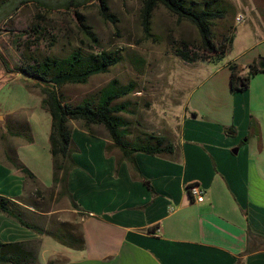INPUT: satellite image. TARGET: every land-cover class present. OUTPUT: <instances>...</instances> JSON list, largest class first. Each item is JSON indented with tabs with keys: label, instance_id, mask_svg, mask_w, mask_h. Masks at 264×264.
<instances>
[{
	"label": "crops",
	"instance_id": "crops-1",
	"mask_svg": "<svg viewBox=\"0 0 264 264\" xmlns=\"http://www.w3.org/2000/svg\"><path fill=\"white\" fill-rule=\"evenodd\" d=\"M37 5L34 0H0V22H29L30 10ZM254 50L214 63L218 67L209 75L213 85L207 90H198L203 83L195 88L183 106L178 128L159 132L172 143V153L135 154L153 191L120 148L113 146L107 153L112 141L106 134L74 124L76 167L69 173L68 189L79 208L67 196L68 206L56 209L36 196L37 191L53 187L52 156L37 151L36 124L23 115L33 107L48 112L43 98L30 92L32 103L2 101L0 195L18 203L26 221L45 231L58 222L79 223L85 248H69L2 211L0 240L39 241V264L55 258L62 259L61 264H264V77L258 79L264 74L253 76L247 90L233 92L229 68V63H237L247 74L250 64L261 62L264 38ZM0 67L3 77L15 75L4 58ZM9 76L0 81V91L16 81ZM221 81L225 84L218 90ZM251 119L259 124L260 138L249 136ZM26 123L33 141L9 133ZM23 152L34 157L36 167L27 164ZM7 154H17L35 179L17 170ZM191 183L203 187L205 201L189 195ZM56 199L57 194L53 203ZM248 228L256 238L249 237Z\"/></svg>",
	"mask_w": 264,
	"mask_h": 264
},
{
	"label": "rangeland",
	"instance_id": "rangeland-1",
	"mask_svg": "<svg viewBox=\"0 0 264 264\" xmlns=\"http://www.w3.org/2000/svg\"><path fill=\"white\" fill-rule=\"evenodd\" d=\"M34 1L38 5L30 10L29 22L17 23L14 19L0 22L1 65L2 58L12 68L31 62L30 57L38 59L46 55L65 57L78 49L85 53H98L100 49L118 52L122 56V61L107 73L91 76L86 84H66L59 90L67 102L75 104L86 98L96 97L99 90L113 79H118L121 84L134 82L137 86L136 91L122 99L131 101L136 109L134 115L125 114L132 121L133 135L140 131L167 133L170 129L178 128L181 111L188 99L190 100L192 91L202 83L206 85H201L198 90H207L213 85L210 84L209 75L215 72L217 64L189 63L176 54V48L183 43L199 45L200 35L197 28L189 21L179 20L163 5H158L154 9L151 18L152 36L146 37L142 25L144 0H106L115 21L105 19L101 15L99 0H89L79 7L78 11L98 38V42L95 43L80 28L76 9L65 6L69 0ZM187 1L203 4L208 0ZM218 1L219 7H224L227 13L224 19L217 22L215 34L217 36L221 33L229 34L235 29L233 47L224 63L234 60L245 50L254 52L255 45L264 38V0ZM42 3L47 6L44 7ZM239 14L245 17L242 23L236 20ZM11 75L14 76L0 75V81L8 79V76L16 80L0 91V104L8 99L32 103L34 98L29 95L30 92L36 94L38 99L44 97L39 86L28 82L17 72ZM263 77L259 76L258 79ZM224 84V81L218 82L216 88L219 90V86L223 87ZM26 112L23 117L33 121L37 127V151L50 155L49 112L34 107ZM74 124L81 127L82 122L76 120L70 122L71 126ZM93 127L108 136L103 126ZM23 157L29 166L36 167L33 156L23 152ZM56 187L53 184L51 188L37 191V198L44 199L46 207L49 205L56 209L68 206V198L58 195ZM56 194L57 199L53 203ZM22 213L25 217V212ZM51 225L48 229L56 224ZM60 262L62 263V259Z\"/></svg>",
	"mask_w": 264,
	"mask_h": 264
},
{
	"label": "trees",
	"instance_id": "trees-1",
	"mask_svg": "<svg viewBox=\"0 0 264 264\" xmlns=\"http://www.w3.org/2000/svg\"><path fill=\"white\" fill-rule=\"evenodd\" d=\"M88 1L69 0L65 6L76 9L80 28L92 41L97 43L98 38L85 22L84 16L78 11V8ZM99 2L101 15L105 19L115 21V16L110 11L106 0H99ZM218 2V0H208L202 4L187 0H144L142 25L145 36H152L153 11L158 5H163L179 20L192 23L200 35L198 46L183 43L182 46L176 48V54L189 63H219L232 50L235 29L229 34L221 33L219 36L215 34L217 22L224 19L227 13L224 7H219ZM36 31L38 32L37 29ZM99 51L98 53H85L78 49L65 57L55 55H46L42 59L30 57L31 62L14 67L21 77L39 86L44 94L42 105L47 109L51 118L49 144L53 163V184L59 188L58 194L67 196L74 208H79V205L68 189L69 173L76 167L73 153L77 151L72 139L71 121L82 122L81 127L87 131H91L93 126H103L112 141V144L106 146L107 153L113 146L120 148L123 158L130 163L133 171L152 191L151 181L142 174L135 154L145 152L155 155L174 151L172 143L164 135L147 131H140L133 135L132 121L125 114L134 115L136 109L131 101L122 99L136 91L137 86L134 82L121 84L118 79H113L99 90L96 97L86 98L75 104L65 100L64 94L59 90L64 85L86 84L91 76L107 73L122 61V56L118 52L102 49ZM229 68L231 70V90L233 92L245 91L249 88L253 76L259 73L264 74V57L261 58V62L250 64L247 74H242V69L237 63H229ZM9 133L33 141L29 123L21 124ZM249 136L259 138L261 136L259 124L254 119L250 122ZM7 158L17 170L35 179L34 173L19 159L17 154H7ZM0 211L39 233L46 232L69 248L76 250L85 248L84 234L80 224L61 222L45 231L44 228L26 221L22 207L14 200L2 195H0ZM248 234L250 238H256L250 228H248ZM248 252H251V248L247 249ZM38 259L39 241L2 242L0 240V264H39ZM48 264H61V262L60 259L55 258Z\"/></svg>",
	"mask_w": 264,
	"mask_h": 264
},
{
	"label": "built area",
	"instance_id": "built-area-1",
	"mask_svg": "<svg viewBox=\"0 0 264 264\" xmlns=\"http://www.w3.org/2000/svg\"><path fill=\"white\" fill-rule=\"evenodd\" d=\"M244 15L239 14L236 18L238 23H242L244 21ZM188 193H192V198L197 202L205 201V191L203 187L198 183H191L188 186Z\"/></svg>",
	"mask_w": 264,
	"mask_h": 264
},
{
	"label": "bare ground",
	"instance_id": "bare-ground-1",
	"mask_svg": "<svg viewBox=\"0 0 264 264\" xmlns=\"http://www.w3.org/2000/svg\"><path fill=\"white\" fill-rule=\"evenodd\" d=\"M189 195L192 197V193H189Z\"/></svg>",
	"mask_w": 264,
	"mask_h": 264
},
{
	"label": "water",
	"instance_id": "water-1",
	"mask_svg": "<svg viewBox=\"0 0 264 264\" xmlns=\"http://www.w3.org/2000/svg\"><path fill=\"white\" fill-rule=\"evenodd\" d=\"M237 151V149H235V152Z\"/></svg>",
	"mask_w": 264,
	"mask_h": 264
}]
</instances>
